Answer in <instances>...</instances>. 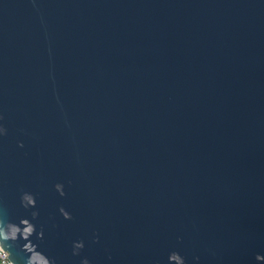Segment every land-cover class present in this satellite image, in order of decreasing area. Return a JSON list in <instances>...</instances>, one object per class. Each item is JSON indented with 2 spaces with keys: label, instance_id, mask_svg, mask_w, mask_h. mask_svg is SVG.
<instances>
[{
  "label": "water",
  "instance_id": "water-1",
  "mask_svg": "<svg viewBox=\"0 0 264 264\" xmlns=\"http://www.w3.org/2000/svg\"><path fill=\"white\" fill-rule=\"evenodd\" d=\"M0 128L12 264H264V0H0Z\"/></svg>",
  "mask_w": 264,
  "mask_h": 264
},
{
  "label": "clouds",
  "instance_id": "clouds-1",
  "mask_svg": "<svg viewBox=\"0 0 264 264\" xmlns=\"http://www.w3.org/2000/svg\"><path fill=\"white\" fill-rule=\"evenodd\" d=\"M2 130V128H0ZM22 146V145H21ZM56 191L59 193L60 196L64 195L63 186L61 184H56ZM23 200L26 201V204L28 206H34L35 200L30 195H25L23 197ZM61 215L64 217V219H70L69 213H67L63 208L59 209ZM36 213H33V216H35ZM20 225H23V227H20L17 224L11 223V222H4L0 221V241H15L17 239H21L24 241H29V237L34 232V226L29 223L27 219H22L20 221ZM23 250L28 252L30 255L26 261V264H49V260L42 254L35 250L34 246L28 242L23 244ZM83 247V242H76L73 245V249H81ZM78 254V251L73 250V255ZM10 252L5 249L2 243H0V264H12V261L8 260L7 257H9ZM258 257L260 255H256L255 259L257 261ZM198 259V258H197ZM170 261H174L175 264H185L184 258L177 252L173 251L170 252L167 257V262L170 264ZM81 264H88V261L82 260Z\"/></svg>",
  "mask_w": 264,
  "mask_h": 264
}]
</instances>
